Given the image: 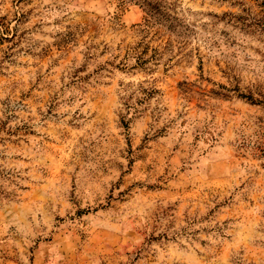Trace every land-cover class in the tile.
I'll return each instance as SVG.
<instances>
[{"label":"rangeland","instance_id":"obj_1","mask_svg":"<svg viewBox=\"0 0 264 264\" xmlns=\"http://www.w3.org/2000/svg\"><path fill=\"white\" fill-rule=\"evenodd\" d=\"M0 264H264V0H0Z\"/></svg>","mask_w":264,"mask_h":264}]
</instances>
